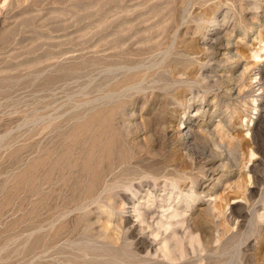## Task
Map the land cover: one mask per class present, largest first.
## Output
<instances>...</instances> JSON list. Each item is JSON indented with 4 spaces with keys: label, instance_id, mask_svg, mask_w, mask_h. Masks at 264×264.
<instances>
[{
    "label": "rangeland",
    "instance_id": "rangeland-1",
    "mask_svg": "<svg viewBox=\"0 0 264 264\" xmlns=\"http://www.w3.org/2000/svg\"><path fill=\"white\" fill-rule=\"evenodd\" d=\"M0 264H264V0H0Z\"/></svg>",
    "mask_w": 264,
    "mask_h": 264
},
{
    "label": "bare ground",
    "instance_id": "bare-ground-1",
    "mask_svg": "<svg viewBox=\"0 0 264 264\" xmlns=\"http://www.w3.org/2000/svg\"><path fill=\"white\" fill-rule=\"evenodd\" d=\"M223 38H224V37H223ZM227 45H228V44H227ZM230 59H231V58H230ZM217 61H218V60H217ZM203 130H204V129H203ZM203 130H202V131H203ZM198 131H199V130H198ZM196 135H197V134H196ZM261 148H262V147H261ZM220 157H221V156H220ZM225 162H226V161H225ZM221 166H222V165H221ZM94 170H95V169H94ZM104 182H105V181H104ZM89 188H90V187H89ZM108 194H109V193H108ZM109 205H110V204H109ZM111 208H112V207H111ZM109 223H110V222H109ZM103 230H104V229H103ZM106 231H107V230H106ZM214 232H215V231H214ZM207 234H208V233H207ZM209 239H210V237H209ZM209 239H208V240H209ZM208 240H207V242H206L207 244H208V242H209ZM142 244H143V243H142ZM209 248H210V247H209ZM171 256H172V255H171Z\"/></svg>",
    "mask_w": 264,
    "mask_h": 264
}]
</instances>
